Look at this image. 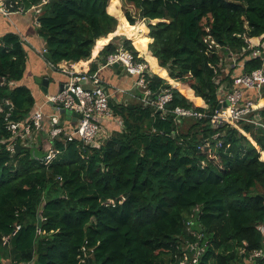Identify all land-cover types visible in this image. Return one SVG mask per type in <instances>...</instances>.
<instances>
[{
	"label": "trees",
	"instance_id": "trees-1",
	"mask_svg": "<svg viewBox=\"0 0 264 264\" xmlns=\"http://www.w3.org/2000/svg\"><path fill=\"white\" fill-rule=\"evenodd\" d=\"M124 1L138 10L126 11L132 25L119 0H9L13 11L40 7L41 50L56 66L91 59L117 30L131 39L114 37L104 59L124 47L153 72L143 75L148 103L136 89L128 102L110 100L123 126L107 122L101 147L58 142L62 153L45 166L31 148L4 142L6 115L25 120L36 100L21 84L25 42L0 36V264H264L251 259L264 249V109L240 128L215 129L209 117L176 120L151 103L170 89V110L214 113L235 81L226 55L237 54L239 73L264 66V0Z\"/></svg>",
	"mask_w": 264,
	"mask_h": 264
},
{
	"label": "built area",
	"instance_id": "built-area-1",
	"mask_svg": "<svg viewBox=\"0 0 264 264\" xmlns=\"http://www.w3.org/2000/svg\"><path fill=\"white\" fill-rule=\"evenodd\" d=\"M12 7L13 4H10V6L5 2L0 4V10L7 16ZM38 7V5L33 6L35 10ZM25 11V9H18V12ZM36 23L39 25L38 20ZM20 36L27 46L29 40L21 33ZM248 41L252 44L251 39ZM214 44L216 47H219L212 40L211 45ZM46 52L47 49L40 50L39 54L44 57ZM254 55L259 56L261 53L258 51ZM230 58L235 60V66H239L240 63L237 64L234 55ZM48 63L53 69L60 71L67 77L66 83H64L61 91L53 95H48L46 102L35 108L27 119L16 121L8 113L6 115V128L11 133V137L4 140V142L9 141L8 148L13 152L18 143L31 149L33 147H41L45 153V157L42 159L45 166H50L62 153L61 148L57 147L58 142L65 145L69 142L78 141L93 148H99L110 137L107 122L115 121L120 127L123 126V121L114 115L113 109L111 108L110 84L101 77L100 70H85L77 68L73 64L70 67H62L60 64L56 66L49 61ZM115 63H120L130 75L136 76V85L137 87L139 86L145 89L143 100L147 102L152 93L147 88L143 77L144 73L149 70L146 68V65H143V62H137L134 55L123 48L108 55L104 59L103 68L108 66L112 67ZM234 77L233 87L221 93L219 103L221 107H218L210 115L205 111H198L195 108L182 106L170 110L167 107L173 100V93L170 89L164 90L159 95V98L151 103L162 112L164 117H167L171 113L176 116V120L184 118L201 120L209 117L210 124L215 129L225 124L240 128L239 121L248 120L254 112L264 109V102H262L264 99V66L251 73H237ZM124 91L122 90V92ZM129 94L135 97L134 93L130 92ZM6 102L10 104L9 101ZM203 102L205 103L204 100ZM224 103H227L226 106H224ZM46 105L51 107L50 112L44 110V106ZM201 107L207 109L206 103ZM62 108L70 111L71 116L77 113V121L68 120L65 115L61 114L60 109ZM3 110V103L0 101V111L2 112ZM259 120L257 119L258 122ZM219 135L216 134L214 138L218 139ZM194 218L195 216L193 215L187 221L189 229L191 230V227L195 225ZM19 229L20 227L17 226L16 230ZM261 230L264 232V227ZM196 247L197 245L195 246V244L190 245L191 251H195ZM200 253L201 251L197 249L195 256L198 257ZM263 255L264 249L256 251L251 259ZM187 258L188 256L185 254V259ZM182 264L187 263L182 262Z\"/></svg>",
	"mask_w": 264,
	"mask_h": 264
},
{
	"label": "crops",
	"instance_id": "crops-1",
	"mask_svg": "<svg viewBox=\"0 0 264 264\" xmlns=\"http://www.w3.org/2000/svg\"><path fill=\"white\" fill-rule=\"evenodd\" d=\"M26 12L27 13L18 12V10L13 11L10 9V13L7 16L0 10V36L15 32L19 34L21 33L29 40V44H27L26 48H28V50H30V48L33 49L32 59L31 63H29L28 60L26 76L23 82L20 83L28 86L31 89V92L36 100L35 107L37 108L46 102L48 95H53L61 91L64 83L67 81V77L60 71L53 69L46 61L47 59L39 54V51L45 45L43 39L40 38L37 32L36 21L40 14V10H38V14H33L31 10ZM116 36L119 35L113 33L111 39L105 45H103L102 48H100L96 55L94 53L96 48L95 46L91 59L87 61L82 60L77 63L62 62L60 66L70 67L71 64H73L77 68L85 70H91L93 66L96 67L97 70H100L101 77L110 84L109 90L111 93V99L121 102L120 100L123 99L125 93L130 95L129 93H133V91L137 88V85L135 78L129 75L127 76L124 73V70L121 71L120 69H116L111 66L103 68L104 57L101 55V52L103 51L104 47H106ZM40 59H43L46 65H44ZM48 68H52L53 70H49ZM37 78H48L50 80L48 94L44 92L42 86L37 82ZM122 90L125 91L122 92ZM50 108L51 107L48 105L44 106V110L47 112H50Z\"/></svg>",
	"mask_w": 264,
	"mask_h": 264
},
{
	"label": "rangeland",
	"instance_id": "rangeland-1",
	"mask_svg": "<svg viewBox=\"0 0 264 264\" xmlns=\"http://www.w3.org/2000/svg\"><path fill=\"white\" fill-rule=\"evenodd\" d=\"M2 2H5L8 6H10V4L11 3H9V0H0V4L2 3ZM119 5H120V9H121V12H122V14H123V16H125V18L128 20V18H127V16H126V11L128 10V11H130L133 15H136V14H138V10H137V8L135 7V5L133 4V3H127V2H125L124 0H119ZM38 9H40V7H38ZM38 9L37 10H35V8H31L30 10L31 11H35L36 13L38 12ZM27 11H29V10H27ZM24 13H27L26 11L24 12ZM128 22L130 23V21L128 20ZM130 25H132L131 23H130ZM135 25H143V26H146L145 25V22L143 21V20H139V21H137V23L135 24ZM118 27H119V24H118ZM117 27V28H118ZM139 28H141V27H139ZM147 28V27H146ZM117 31V30H116ZM115 31V32H116ZM115 32H114V34H115ZM117 35H119V37H126V38H128V39H131V38H129V37H127L126 35H123V34H117ZM147 36L150 38V41H149V43L153 40V38L149 35V33L147 32ZM98 41V40H97ZM118 43H120V41H118ZM148 43V44H149ZM252 43H255L254 41H252ZM120 48H123L124 49V47H120ZM137 49V48H136ZM139 51V50H138ZM32 52H33V49H31L30 48V50H29V56H30V58H29V63H31V59H32ZM140 56H142L144 59H145V62L144 63H142L143 65H146V68L147 69H149L150 71H152L151 70V67L148 65L149 64V62H148V60H147V58L145 57V56H143L142 54H139ZM237 54H234V58H236V62H237V64L239 63L238 62V57L236 56ZM236 56V57H235ZM43 57V56H42ZM41 60V62L42 63H44V65H46V63H45V61L43 60V59H40ZM46 60V59H45ZM47 61V60H46ZM48 62V61H47ZM223 64H224V69H227V71H228V73L229 74H231V73H233V75H236L237 73H239L238 71H237V67L238 66H235V60H233V59H231L228 55H226V58H225V60H224V62H223ZM49 70H53L52 68H48ZM153 72V71H152ZM58 73V72H57ZM124 73L128 76H132V75H130L126 70H124ZM132 77H134L135 78V80L137 79L136 78V76H132ZM136 90H140L141 92H144V88H142V87H137L136 88ZM134 93V92H133ZM138 95L136 94V97H137ZM129 95H127V93H125V96L123 97V100L121 99L120 101H122V102H128L130 99H129ZM205 104V103H204ZM253 122H258L257 121V119H253ZM108 131H109V133H111V131H112V129L111 128H108Z\"/></svg>",
	"mask_w": 264,
	"mask_h": 264
},
{
	"label": "water",
	"instance_id": "water-1",
	"mask_svg": "<svg viewBox=\"0 0 264 264\" xmlns=\"http://www.w3.org/2000/svg\"><path fill=\"white\" fill-rule=\"evenodd\" d=\"M45 57L49 62L53 63V58L49 52L45 53ZM112 67H114L116 69H120L121 71L124 70V66L121 65L120 63H115ZM37 82L42 86V89L44 90V92L48 94V92H49L48 87L50 84V80L48 78H37ZM226 104L227 103H224V106H226ZM220 107H221V105H219V108ZM60 113L65 115L68 120L77 121V117H78L77 113H75L73 116H71L70 111H68L64 108L60 109ZM30 152H31L32 157L37 159V160L42 161V159L45 157V153L42 151L41 147H39V148L33 147L30 150Z\"/></svg>",
	"mask_w": 264,
	"mask_h": 264
},
{
	"label": "bare ground",
	"instance_id": "bare-ground-1",
	"mask_svg": "<svg viewBox=\"0 0 264 264\" xmlns=\"http://www.w3.org/2000/svg\"><path fill=\"white\" fill-rule=\"evenodd\" d=\"M196 105L204 106V102L202 99H191Z\"/></svg>",
	"mask_w": 264,
	"mask_h": 264
}]
</instances>
